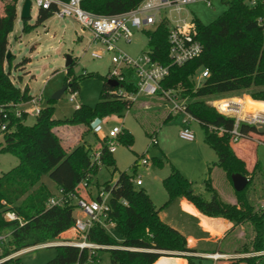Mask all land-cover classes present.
<instances>
[{
  "label": "trees",
  "instance_id": "trees-1",
  "mask_svg": "<svg viewBox=\"0 0 264 264\" xmlns=\"http://www.w3.org/2000/svg\"><path fill=\"white\" fill-rule=\"evenodd\" d=\"M142 1L81 0L80 6L94 15L114 16L135 9ZM16 2L11 0L7 3L4 16L0 18V128L4 126V130L0 131V154L10 155L18 161L14 168L0 175V264H10L14 261L10 256L20 251L52 243L73 226L74 200L70 199L61 206L46 207L53 194L42 184L43 177L49 178L57 190L68 195L82 182L91 185L99 168L91 159L94 150L100 153V166H113L105 138L98 139L95 149L82 143L67 150L53 128L82 127L79 136L83 139L96 120L111 115L121 116L132 107L135 101L117 96L115 92L118 88L127 94L136 92L135 72L131 68L121 69L117 87H111L104 78L98 102L93 108L78 106L68 118L59 121L53 118L54 100L50 98L34 117L33 124L26 125L28 115L18 104L30 102L33 97L26 87L23 90L16 87L10 75L3 70L4 64H8L11 58L6 59L7 37L16 19ZM219 2L225 10L210 24L201 25L193 18L195 40L201 46L197 58L182 66L170 64L169 26L165 21L145 33L146 53L153 62L168 67V75L161 82V88L175 91L179 99L186 103L187 112L203 129L204 143L217 156L216 166L229 181L231 175L240 174L248 179V184L242 192H234L235 203L231 204L220 198L207 177L203 186L210 198L206 201L200 194L194 193L191 182L170 166L169 175L162 183L167 201L157 209L143 190L135 189L131 175L119 173L113 186L105 184L103 191L108 194L106 223L112 224L120 241L110 237L105 228L97 223L87 234L90 243L109 247L104 250L109 254L108 264H153L160 258H182L185 264L202 260L193 255L197 251L188 247L180 232L159 217L177 198L191 203L204 217L226 220L233 227H251L253 236L249 241L252 242L236 247L232 254L241 257L230 259L226 264H264V254H261L264 253V175L260 164L256 161L250 171L246 169L245 163L230 146L234 119L218 114L202 100L246 94L250 99L245 97V112H264V1H257L254 6H249L246 0ZM52 15V10H38L35 26ZM22 22V32L28 33L33 27L26 24L27 20ZM28 62L25 59L22 64ZM202 71H207L208 77L196 86L195 75ZM65 82V92L74 93L77 90L78 82L70 66L66 68ZM151 99L165 101L160 93ZM222 104L224 101L217 104L221 110ZM239 105L242 107V103ZM171 118L167 112L166 121ZM210 127L224 132L218 135ZM239 133L244 140L258 135L255 127L244 124L239 126ZM147 135L152 137L155 133ZM117 141L130 145L132 138L127 132H120L115 138ZM135 167L136 163L132 167L133 172ZM209 171L207 168V175ZM260 184L263 192L258 193ZM6 214H12L14 219H7ZM54 249L55 257L46 264H75L87 259L85 250L65 245L55 246ZM224 255L227 253L224 252ZM93 260L94 264H99L97 257Z\"/></svg>",
  "mask_w": 264,
  "mask_h": 264
},
{
  "label": "rangeland",
  "instance_id": "rangeland-1",
  "mask_svg": "<svg viewBox=\"0 0 264 264\" xmlns=\"http://www.w3.org/2000/svg\"><path fill=\"white\" fill-rule=\"evenodd\" d=\"M7 3H11V0H0V18L4 16V6ZM19 7H21V4H18L13 29L7 37V53L10 54L9 57L11 58L8 64H4L3 70L10 75V79L16 87L21 90L26 87L28 94L34 97L35 104H37L33 105L31 101L18 104L20 109L28 113L25 124L28 126L33 124L32 111L34 107L43 108L45 101L65 86L66 68L64 65L67 57L71 59L70 69L77 79L78 88L74 93L67 91L57 100H54L53 118L59 121L65 120L72 114L76 106L93 108L98 102L104 78L112 68L110 60L112 54H102L103 49L92 43L91 34L87 30H83L70 18L60 19L52 15L42 24L35 26L38 10L34 6L30 11V19L26 22L28 26L33 28L28 33H23V22L19 17ZM224 10L225 6L219 0H212L211 7H207L201 1L186 7L188 18H195L201 25L205 26L219 17ZM153 29L154 27L140 31L132 30L133 35L130 43L127 44L120 40L117 42L116 47L129 58L136 59L146 51L147 39L145 33ZM93 53L102 54L101 59L92 58L91 54ZM25 59L29 62L22 64ZM194 79L196 86H198L200 82L199 73L195 75ZM39 95H41L42 102L39 101ZM71 96L73 101H69ZM246 96V94H232L225 97L235 98L234 101L239 104L242 101L245 102ZM202 100L211 108L216 105L213 101L216 98H204ZM167 108L168 104L165 101L138 97L132 107L121 116L111 115L96 120L91 127V131L83 139H80L79 136L82 127L66 128L65 126H58L54 127L53 131L60 138L62 146L67 150H70L76 144L82 143L95 149L98 146V139H103L107 131L113 127L120 128L121 134L127 132L131 136L132 143L130 145L115 142L116 147L111 155L113 166L104 164L97 169L93 181L88 187L92 196H96L98 192L106 194L103 191L104 185L113 186L119 173H125L131 175L134 180L141 181L142 186L135 187V189L143 190L154 206L159 209L167 201L162 183L169 175L170 166H173L183 178L191 182L194 193L200 194L204 200L209 201L210 198L203 186L204 180L209 177L212 187L220 198L225 202L234 204V191L231 183L216 166L217 156L214 151L204 143L202 127L195 122H191L190 129L194 133V140L192 142L181 140L178 133L183 129L182 117H172L166 121ZM220 108L225 111L226 101ZM242 109L245 111L243 103ZM259 113L264 115V112ZM242 115L244 116V114ZM151 133H155V135L149 137L147 134ZM76 138L79 140L76 141ZM152 138L156 141V145L152 144ZM244 142L251 143L250 141ZM236 143L230 142V146L233 147ZM1 144L2 137L0 136ZM251 145H253L252 153L256 156L264 175V145L257 146L256 143H251ZM249 158L251 157L246 158V164L250 163ZM134 163H136L135 172L132 170ZM17 164L18 161L14 157L0 154V175L7 173ZM113 168L116 171L113 172ZM207 168L210 169L209 175H207ZM41 182L52 194L56 193L55 186L49 178L45 176L41 179ZM257 188L258 193L263 192L261 184ZM262 205L264 204L262 203ZM166 212L168 213V211ZM76 214L75 212L74 215ZM175 218V213L170 211L166 222H172ZM232 226V223L228 222V228L224 231V236L226 232H230L224 242L220 243V248H224V252L227 253L224 258L215 262L212 258V260H194L193 264H221L223 261L225 264L230 259L241 257L232 254V251L241 243L250 244L252 241L249 240L252 238L253 232L251 227L247 225L242 227ZM105 230L110 237L120 241L111 226L106 227ZM77 238L78 236L70 230L62 238H58L42 248L29 251L23 250L10 256L11 259H14L10 264H46L55 257L54 247L60 245L59 242L75 241ZM204 242L212 243L213 241ZM215 247L216 244H212L200 248V250L209 251L202 256L213 257L212 254L214 253L212 252L217 249ZM96 257L99 264H108V252L104 250L97 251ZM170 259L172 261H184L182 258ZM153 264H167V262L164 258H160Z\"/></svg>",
  "mask_w": 264,
  "mask_h": 264
},
{
  "label": "built area",
  "instance_id": "built-area-1",
  "mask_svg": "<svg viewBox=\"0 0 264 264\" xmlns=\"http://www.w3.org/2000/svg\"><path fill=\"white\" fill-rule=\"evenodd\" d=\"M30 11L34 6L37 10L53 11V15L60 19L70 18L74 20L83 30H87L92 36V43L99 45L103 49V53H110L112 68L109 70L106 78L107 81H120L121 69L131 68L135 72L136 92L135 94H127L122 89L116 90V95L122 99L134 102L138 97L151 98L160 93L166 103L168 104V114L172 117H182L183 129L178 133L181 140L192 142L194 140V133L190 129L191 122L199 124L186 109V103L179 99L177 93L173 90H163L161 82L168 75V67L161 66L151 60L146 51L141 53L136 59H131L122 53L116 44L118 41H123L129 44L133 35L132 30L140 31L145 28L156 27L163 21L168 23V58L170 64L173 66H182L186 62L197 58L201 53V46L195 40V26L193 18H188L186 7L196 3L203 2L207 7H211L212 0H143L135 9L124 12L114 16H99L84 11L81 6V0H29ZM257 1L264 0H246L249 6H254ZM23 0H17L15 4V12L18 4L22 5ZM21 7H19L20 11ZM184 15V16H183ZM102 54L93 53L91 57L94 59H101ZM208 77L207 71L199 73L201 81ZM39 95V101H41ZM235 98L224 97L216 98V105H213L214 110L223 116L234 119L233 128L230 131L231 142L236 143L240 140L239 126L241 124L247 126L257 127L264 125V115L258 114H244ZM69 101H73L71 96ZM220 101H226L225 111H222L217 106ZM35 104L34 97L31 100ZM24 111V110H23ZM40 108L34 107L32 115L35 117L39 114ZM26 112V111H24ZM28 112V111H27ZM28 114V113H27ZM244 114V116L242 115ZM18 116L19 113L17 112ZM210 130L216 131L221 135L224 131L213 127ZM4 130L1 126L0 131ZM120 128H111L103 137L106 139L107 151L113 154L115 150V138L120 134ZM152 144H156L153 140ZM100 153L94 150L91 153L92 162L96 166H100ZM135 187H141L140 180H133ZM88 187L85 182L80 183L72 194L65 195L61 190L56 189L47 201L46 207L61 206L68 200L73 199L75 204V212L79 216H74V223L71 228L78 238L75 241L59 242L60 245L77 248L80 251L87 252V259L84 262H76L75 264H94L93 258L96 257V252L100 250H107L109 247L100 246L90 243L87 240V234L94 224H99L103 228L112 226L106 223L108 208V194L98 192L92 198L90 196ZM6 218L13 220L12 214H6ZM2 240V238H0ZM51 244V243H48ZM39 245L26 251L42 248L46 246ZM59 246V245H57ZM213 260L219 258L218 256L211 257ZM221 258V257H220Z\"/></svg>",
  "mask_w": 264,
  "mask_h": 264
},
{
  "label": "crops",
  "instance_id": "crops-1",
  "mask_svg": "<svg viewBox=\"0 0 264 264\" xmlns=\"http://www.w3.org/2000/svg\"><path fill=\"white\" fill-rule=\"evenodd\" d=\"M246 97L249 98L248 96ZM241 103H243L244 105V101H242ZM76 108H78V106H76L75 109ZM77 140L79 139L76 138V141ZM244 141L246 142L250 141L253 144L256 143L257 146L264 145V135H253L250 140L240 139L233 147H231L235 155L245 163L246 169L250 171L254 163L257 161V159H256V156L252 153L253 145H251V143H245ZM248 156L251 157L249 158V160L251 161L249 164H246V158ZM89 193L92 198L95 197V196H92L91 192ZM166 211H168V213ZM170 211L175 213L176 218L173 219L174 221L172 222H169V221L166 222V220H168V214H170ZM74 216H79V215L77 213ZM159 217L161 221H163L165 224H167L168 226L180 232V234L185 238L188 247L190 249H194L197 251L196 254H193L196 257L212 260L211 259L212 256H206V257L202 256L203 254H206L209 251H204L203 249L200 250V248L204 246H209L212 244H216L215 248L217 249L212 252L214 253L212 255L219 257L216 260L220 261L221 258L225 257L224 248L223 249L220 248L221 246L220 243L224 242V239L230 232V231L226 232L224 236V231L228 228V222L226 220L218 219V218H207V217L200 215L197 212V210L194 208V206L183 198H177L176 200H174L169 205L167 210L159 214ZM68 232H65L64 234ZM64 234H62L60 238H62ZM204 241H213V242L207 243ZM164 259L166 260L167 264H185V261L180 260V259H179L180 261H172L170 258H164ZM216 260H213V261L215 262ZM221 264H224V261Z\"/></svg>",
  "mask_w": 264,
  "mask_h": 264
},
{
  "label": "water",
  "instance_id": "water-1",
  "mask_svg": "<svg viewBox=\"0 0 264 264\" xmlns=\"http://www.w3.org/2000/svg\"><path fill=\"white\" fill-rule=\"evenodd\" d=\"M30 1L29 0H23V3L21 5L20 19L23 20H29L30 19ZM10 56L9 53L6 54V59H8ZM71 65V59L69 57L66 58L65 62V68L69 67ZM111 87H117V83L115 81H108L107 82ZM66 86L62 87L59 91H57L52 97V100H57L66 90ZM256 131L258 135H264V125H259L256 127ZM231 186L235 193L242 192L247 184L248 179L240 174H233L230 176Z\"/></svg>",
  "mask_w": 264,
  "mask_h": 264
},
{
  "label": "bare ground",
  "instance_id": "bare-ground-1",
  "mask_svg": "<svg viewBox=\"0 0 264 264\" xmlns=\"http://www.w3.org/2000/svg\"><path fill=\"white\" fill-rule=\"evenodd\" d=\"M242 112L244 113V114H249V113H245V111L242 109ZM254 114H258V113H253V114H251V115H254Z\"/></svg>",
  "mask_w": 264,
  "mask_h": 264
}]
</instances>
